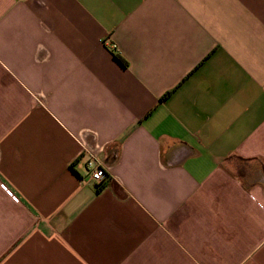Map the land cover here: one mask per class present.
<instances>
[{"label": "crops", "instance_id": "1", "mask_svg": "<svg viewBox=\"0 0 264 264\" xmlns=\"http://www.w3.org/2000/svg\"><path fill=\"white\" fill-rule=\"evenodd\" d=\"M0 264H264V0H0Z\"/></svg>", "mask_w": 264, "mask_h": 264}, {"label": "built area", "instance_id": "2", "mask_svg": "<svg viewBox=\"0 0 264 264\" xmlns=\"http://www.w3.org/2000/svg\"><path fill=\"white\" fill-rule=\"evenodd\" d=\"M115 48V47H114ZM116 156V153L115 155ZM87 169L90 171L91 180L96 184L100 185L107 178V172L102 163L99 161L95 153H90L89 161L87 163Z\"/></svg>", "mask_w": 264, "mask_h": 264}, {"label": "trees", "instance_id": "3", "mask_svg": "<svg viewBox=\"0 0 264 264\" xmlns=\"http://www.w3.org/2000/svg\"><path fill=\"white\" fill-rule=\"evenodd\" d=\"M118 58H119L120 60H122L121 57H118ZM169 96H171V94H170V93H167L166 96L163 98V100H166Z\"/></svg>", "mask_w": 264, "mask_h": 264}]
</instances>
